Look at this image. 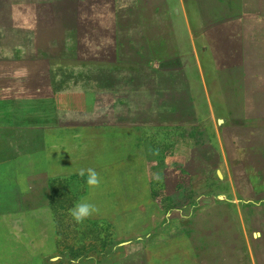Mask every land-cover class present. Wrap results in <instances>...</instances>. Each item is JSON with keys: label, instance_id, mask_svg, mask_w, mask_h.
<instances>
[{"label": "rangeland", "instance_id": "rangeland-1", "mask_svg": "<svg viewBox=\"0 0 264 264\" xmlns=\"http://www.w3.org/2000/svg\"><path fill=\"white\" fill-rule=\"evenodd\" d=\"M0 264H264V0H0Z\"/></svg>", "mask_w": 264, "mask_h": 264}, {"label": "crops", "instance_id": "crops-1", "mask_svg": "<svg viewBox=\"0 0 264 264\" xmlns=\"http://www.w3.org/2000/svg\"><path fill=\"white\" fill-rule=\"evenodd\" d=\"M245 39V48L243 52L246 58L245 61H248V59L254 55L253 47L251 45L253 42L248 36H245ZM246 72L247 73L244 74V76H241V79L248 78L249 71ZM222 81V87L217 93H214V90L210 86L211 92L209 94V100L211 99L210 103L212 112L218 114V116H220V113H227L223 116L221 122L224 124L223 127L228 129V132L230 133L238 129L254 128L251 124L252 119L250 118L251 116H249L247 109L248 102L245 97L247 90L241 88L235 89V87L228 88L226 86L227 83H224V78ZM220 149V157L223 160L227 159L229 155H227L226 152L224 154L223 147Z\"/></svg>", "mask_w": 264, "mask_h": 264}, {"label": "clouds", "instance_id": "clouds-1", "mask_svg": "<svg viewBox=\"0 0 264 264\" xmlns=\"http://www.w3.org/2000/svg\"><path fill=\"white\" fill-rule=\"evenodd\" d=\"M78 175L81 177L87 176L86 183L91 189L98 188L101 183L99 174L94 168L80 169ZM100 209L87 201L77 202L72 208L68 210V214L77 224H82L85 220L98 214Z\"/></svg>", "mask_w": 264, "mask_h": 264}]
</instances>
